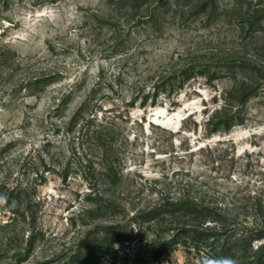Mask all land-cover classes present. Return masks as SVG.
I'll use <instances>...</instances> for the list:
<instances>
[{
    "label": "rangeland",
    "instance_id": "obj_1",
    "mask_svg": "<svg viewBox=\"0 0 264 264\" xmlns=\"http://www.w3.org/2000/svg\"><path fill=\"white\" fill-rule=\"evenodd\" d=\"M0 202V264H264V0H0Z\"/></svg>",
    "mask_w": 264,
    "mask_h": 264
},
{
    "label": "trees",
    "instance_id": "obj_2",
    "mask_svg": "<svg viewBox=\"0 0 264 264\" xmlns=\"http://www.w3.org/2000/svg\"><path fill=\"white\" fill-rule=\"evenodd\" d=\"M147 100V99H146ZM148 102V101H146ZM86 107L87 104H85L77 113L75 119H74V123L78 124V120L81 118H84V116L86 115ZM89 122L86 123V125H84V127H82V131L83 132H89L90 131V124L94 122V120L98 119L96 114L93 112H90L89 116ZM111 129L109 127H100L97 131H94V134L96 135L97 138H99L100 140H103L104 138H106L107 135H109V131ZM106 169H108L106 167ZM108 171H112V168H109ZM112 175V174H110ZM92 193L94 194H99V192L91 187ZM11 200H9L7 202V205L5 206L4 210H8L11 212H14V208L11 206ZM1 204V202H0ZM110 205L113 208H120V206H118V204L115 201H111ZM169 207H173L175 208L177 211H183V212H187L190 214H194L197 216H201L200 218H202L203 222L207 223L209 220H212L213 222H219L215 219H210L208 217V215H204L206 212L209 213H215L214 211H212V209L207 208V207H203L198 205L195 202H187V203H172L169 205ZM219 216V215H218ZM123 227L122 226H118V227H113L108 229L102 236L100 237H96L94 239L95 247H103V245L105 244H111V245H116L118 243H122V242H130L131 240H133V236L122 230ZM245 228V232L243 233V235L240 237V239H237L235 242L236 247H238V249H243L245 251H253V247H254V243L264 240V236H259V235H254V233L252 232H248V230ZM229 251V249L226 250H222L221 253L223 255H226L227 252Z\"/></svg>",
    "mask_w": 264,
    "mask_h": 264
},
{
    "label": "clouds",
    "instance_id": "obj_3",
    "mask_svg": "<svg viewBox=\"0 0 264 264\" xmlns=\"http://www.w3.org/2000/svg\"><path fill=\"white\" fill-rule=\"evenodd\" d=\"M204 264H235L233 259L205 260Z\"/></svg>",
    "mask_w": 264,
    "mask_h": 264
}]
</instances>
